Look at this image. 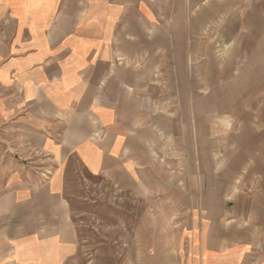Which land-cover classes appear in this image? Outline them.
Masks as SVG:
<instances>
[{
    "label": "crops",
    "instance_id": "1",
    "mask_svg": "<svg viewBox=\"0 0 264 264\" xmlns=\"http://www.w3.org/2000/svg\"><path fill=\"white\" fill-rule=\"evenodd\" d=\"M251 1L0 0V264H69L100 181L179 202L185 264H264Z\"/></svg>",
    "mask_w": 264,
    "mask_h": 264
},
{
    "label": "rangeland",
    "instance_id": "2",
    "mask_svg": "<svg viewBox=\"0 0 264 264\" xmlns=\"http://www.w3.org/2000/svg\"><path fill=\"white\" fill-rule=\"evenodd\" d=\"M250 5L264 8V0ZM243 62L260 61L248 56ZM86 186L76 185L79 249L69 264H185L188 217L179 202L136 198L103 181Z\"/></svg>",
    "mask_w": 264,
    "mask_h": 264
}]
</instances>
